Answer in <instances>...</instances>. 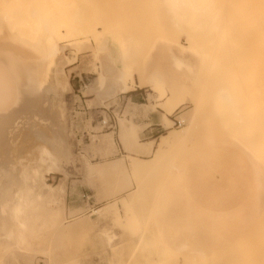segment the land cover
<instances>
[{
  "label": "rangeland",
  "instance_id": "obj_1",
  "mask_svg": "<svg viewBox=\"0 0 264 264\" xmlns=\"http://www.w3.org/2000/svg\"><path fill=\"white\" fill-rule=\"evenodd\" d=\"M247 19L241 0H0V50L9 44L16 57L36 58L40 83L54 89L43 93L39 116L26 115L34 124L24 117L7 135L0 264H264V220L249 218L255 206L248 212L264 196L253 190L264 169L240 146L264 135L247 137L255 120L246 121L251 133L239 145L205 130L223 123L234 131V119L264 115L260 58H251L260 55L259 25ZM44 45L56 46L54 55L43 54ZM166 127L190 134L185 128L183 141L156 160L139 151L145 141L155 150ZM200 127L213 140L204 143L202 131L197 138ZM52 133L69 152L57 162ZM241 158L247 166L239 170ZM133 159L152 163L131 169ZM21 188L25 203L16 209ZM257 209L264 218V206Z\"/></svg>",
  "mask_w": 264,
  "mask_h": 264
},
{
  "label": "bare ground",
  "instance_id": "obj_2",
  "mask_svg": "<svg viewBox=\"0 0 264 264\" xmlns=\"http://www.w3.org/2000/svg\"><path fill=\"white\" fill-rule=\"evenodd\" d=\"M242 1V6L244 7V11H245V14L247 13V15H248V19H250L249 21H250V25L249 26H252L251 25V23L252 24H255L256 26L257 25H259L257 28H258V31H257V29H256V32H258L257 34H258V37H257V39H256V41L258 42L257 44V46H258V49H259V53H260V57L257 55H253L251 58H253V57H257V59L258 58H260V61H259V63H260V68H259V73H260V90L259 91H261V101H260V104H261V102H262V104H263V107H262V104H261V107L259 108L260 110H262V112H264L263 111V109H264V0H241ZM250 17V18H249ZM247 19V20H248ZM0 21H3V20H0ZM246 22H248V21H246ZM256 22L258 23V24H256ZM1 26L3 27V25H2V22H1ZM67 25H65V27H66ZM2 27H0V34H2V33H4V30H3V28ZM75 30V29H74ZM77 30V29H76ZM83 31V30H82ZM58 32H60V31H56V33L58 34ZM73 33V35H74V31L72 32ZM5 34V33H4ZM3 34V35H4ZM60 34V33H59ZM76 34V33H75ZM77 34H80L81 35V33H79L78 31H77ZM76 34V35H77ZM82 34H84V32L82 33ZM254 35H256V34H253V36ZM10 36V35H9ZM48 36V35H47ZM83 36H85V34L83 35ZM252 36V35H251ZM1 37H3V36H1ZM77 37V36H76ZM7 38V37H6ZM8 38H10V37H8ZM2 39H4V37L2 38ZM13 39V38H12ZM11 39V40H12ZM81 39H83V38H81ZM81 39H77V40H81ZM190 39V38H189ZM250 39H252V38H250ZM254 39V38H253ZM253 39H252V41H253ZM5 40V39H4ZM10 40V39H9ZM8 40V41H9ZM13 40H15V39H13ZM12 40V41H13ZM191 40V39H190ZM0 41H1V39H0ZM5 41H7V40H5ZM11 41V42H12ZM16 41V40H15ZM82 41V40H81ZM251 41V42H252ZM10 42V43H11ZM250 42V43H251ZM9 43V42H8ZM17 44L18 42H12V44ZM22 43V42H21ZM38 43V42H37ZM77 43H80L79 41L77 42ZM252 43H254V42H252ZM1 44H3L2 42L0 43V45ZM15 44V45H16ZM32 44H34V43H32ZM71 44H73V43H71ZM11 45V44H10ZM37 45V44H36ZM192 45V44H191ZM3 47H4V45H2ZM1 46V47H2ZM18 46L20 47V48H22L21 46H20V44H18ZM253 46V44L251 45V47ZM6 47H7V45H6ZM8 47H10V49H12L13 50V47L12 46H9V44H8ZM8 47H7V50H9L8 49ZM12 47V48H11ZM16 48H17V46H15ZM14 47V48H15ZM32 47V46H31ZM44 48L46 47L45 45L43 46ZM256 47V46H255ZM20 48H18V49H20ZM46 48H47V50H46ZM45 48V51L46 52H44L43 54H48V56H51V55H54V53L56 52V46H54V45H50L49 47H46ZM42 49V48H41ZM3 50H5V49H3ZM1 51L0 50V162H4L3 160H2V157L4 156L3 154L5 153V151H6V146H7V143H6V139H7V135H8V133L10 132V131H12V129H13V127H14V125L16 124V123H18V121H23V119H24V117H25V119L24 120H26V123H30V124H34L33 122H32V120H33V118H35L36 116H39L38 115V111H39V105H40V102L42 101V98H43V93H45V92H51V91H54V89H52L51 87H46V86H43L40 82H41V78H40V72L42 71L41 69H39V66L41 65V62L39 63V61H38V63L36 62V58H35V61L34 60H27L26 59V55L24 56L23 55V51H25V50H23L22 51V55H23V57H25V59L23 58H21V54L19 55L20 56V58H18V56L16 57V54L14 55L13 53L14 52H11L10 50L9 51ZM22 50V49H21ZM34 50V49H33ZM40 50V49H39ZM198 50V49H197ZM255 50V49H254ZM253 50V51H254ZM18 52H21V51H19V50H17ZM36 51V50H35ZM38 51V50H37ZM36 51V52H37ZM16 52V51H15ZM26 52V51H25ZM33 52V51H32ZM43 52V51H42ZM27 53V52H26ZM29 53V52H28ZM39 53H41V52H38V54ZM25 54V53H24ZM30 54V53H29ZM251 54V53H250ZM252 54H253V52H252ZM56 55V54H55ZM30 56V55H29ZM36 56H38V55H36ZM45 56V55H44ZM44 56H42V58L44 57ZM251 56V55H250ZM35 57V55H33V58ZM41 58V57H40ZM37 60H39V59H37ZM182 61V60H181ZM46 62H47V60H46ZM45 63V62H44ZM178 63V62H177ZM256 64H257V61H256ZM43 65H45V64H43ZM258 74V73H257ZM119 77H120V75H119ZM68 83V80L66 79V84ZM118 83V82H117ZM116 83V84H117ZM115 84V83H114ZM141 87L142 86H145V85H147V84H145V83H143V82H141L140 84H139ZM109 87H112V86H109ZM114 87V86H113ZM115 88H116V86L114 87V90H115ZM105 89H108V88H106L105 87ZM113 90V91H114ZM129 90H132V87L129 89ZM103 91L104 90H102V94H105V93H103ZM105 92V91H104ZM53 93V92H52ZM101 93V92H100ZM111 94V93H110ZM259 95V94H258ZM46 96V95H45ZM221 98H223V96H221ZM44 100H46L45 98H44ZM257 100V99H256ZM260 100V99H259ZM48 101V100H47ZM47 101H44V102H47ZM250 103V105L251 106H253V104L251 103V101L249 102ZM46 104V103H45ZM49 104V103H48ZM47 104V105H48ZM52 106V105H51ZM258 107H259V105H258ZM252 108H255L254 106L252 107ZM251 108V109H252ZM52 109H53V106H52ZM51 110V109H50ZM246 110H248V108H246ZM245 110V111H246ZM256 109H252V111L254 112ZM259 111V110H258ZM55 112V111H54ZM251 112V111H250ZM255 112H257V111H255ZM259 112H261V111H259ZM50 113H52V111L50 112ZM245 113H247V112H245ZM254 114V113H253ZM256 114V113H255ZM26 115H29V116H31V118H32V120H29V119H27L26 118ZM54 115V114H53ZM258 114H256V116L255 117H253L252 119H249V120H242V119H239L240 120V123H242L243 121V123L242 124H240V123H238L239 121L237 120L236 121V119H234L237 123H238V127H239V125L241 126V125H243L244 123H245V125H243V126H247L248 127V125L251 123V122H253V120H255V123H253L254 125H256V123H257V121H259V119L260 118H263L264 119V115H262V116H260L259 117V115L257 116ZM191 116H192V114L190 113L189 114V118H187L186 119V122L188 123V121H190L191 120ZM50 117H52V116H50ZM164 117V116H163ZM250 117V116H249ZM41 118V117H40ZM165 118V117H164ZM193 118V117H192ZM203 117H201V119H202ZM205 119H206V117H204ZM255 118H257V119H255ZM52 120L54 119V118H51ZM200 119V118H199ZM207 119H212V118H207ZM193 120V119H192ZM233 120V121H234ZM241 120H242V122H241ZM250 120H252V121H250ZM257 120V121H256ZM180 121V125H181V123H183V122H185V120L184 119H181V120H179ZM194 121V120H193ZM192 121V124L194 123V125H192L191 123L189 124V125H192V127L190 128L188 125V128H190V130L193 128V126L195 127V129H196V122H193ZM215 121V120H214ZM213 121V122H214ZM216 121H220V119H218V120H216ZM222 121L224 122V120H221V123H222ZM232 121V123H233V128H234V131H232V125L231 124H229L230 125V127H231V130H228V129H230L229 128V125L227 124V127H226V124H219L218 123V125H220L219 127L221 128V130L222 131H220V128H219V130L218 129H216L217 127V125L215 126V125H213L212 123H210L211 125H213V126H208L207 127V129H205V130H207V132L209 133V135L211 134V137L213 136V135H215L214 137H212V138H216L214 141H216V140H218V141H222V142H227V143H229V142H233V140H231L230 138H232V139H234L235 138V142H237V144L239 145V143L241 142V140H242V138H243V140H245V138L247 139V137L249 138V140L250 139H252L254 136V138H256V133L258 132V135H261L260 137H262V135H264V133H262V132H264L263 131V129H264V125H262L261 126V124L264 122V120H260V124L258 123L257 125H259L258 126V128H257V126H256V130H255V128H253L254 127V125L253 124H251V125H249V126H253L252 128H251V131H253L252 133H254V134H252V135H248V134H250V133H247V130L248 129H250V127H248V128H246V127H244L243 129H245L246 128V131L244 132L243 130H241V128L242 127H240V128H238L237 127V129H239V130H237L236 128H235V126L237 125V123L234 121L233 122ZM246 121H248V122H250L248 125H246ZM261 121H262V123H261ZM202 122V121H201ZM201 122H200V126L202 125L201 124ZM247 122V123H248ZM50 123V122H49ZM55 123H57V125H58V127H60V123H59V119H57V121L55 122ZM203 123V122H202ZM224 123H226V121L224 122ZM230 123V122H229ZM51 124V123H50ZM205 124V123H204ZM203 124V126L204 127H206V125L207 124H205L204 125ZM214 124H216V122H214ZM264 124V123H263ZM235 125V126H234ZM51 126V125H50ZM186 126V127H187ZM215 126V127H214ZM223 126H225L226 127V129H225V127L223 128ZM186 127H183V129L182 130H180V131H175V130H172V129H169V127H166V128H168V131H167V133L166 134H164L162 137H161V140L157 143V146H156V149L155 150H153L152 149V145L149 143L150 141H145V142H141L140 144V148H141V150H139V151H141V152H144V153H146V154H151V153H153V152H155V160H156V158H158V156H159V154H161V153H163V151H165V148L167 149L168 147H169V145L172 143V142H174V144L176 143V141H177V143H178V141H180L181 139H182V141H183V137H184V135H183V131H185V128ZM197 127H199V124H198V126ZM202 127V126H201ZM198 128V130H197V138H200L198 135H200L201 136V133L205 136L204 138H205V142L204 143H207L206 142V139H207V141L208 140H213V139H211V137L209 136V135H207V137H206V133L203 131V129L202 128ZM203 127V128H204ZM209 127L210 128H212V130L211 129H209ZM261 128V129H260ZM46 129V128H45ZM194 129V128H193ZM201 129V130H200ZM225 129V130H224ZM127 130H128V128L125 126V125H123L122 126V131H121V134H120V139L123 141V145H124V147L125 148H128V145H127V142H126V138H127V136H126V134H127ZM186 130L188 131L189 129H187L186 128ZM217 130L219 131V132H217ZM235 130H237V131H235ZM46 131V130H45ZM187 131L185 132L186 134H187V136H189V134H190V131H188L189 133H187ZM200 131H202L201 133H199ZM209 131H211V132H209ZM214 131V132H213ZM227 131V132H226ZM243 131V133H241ZM250 130H248V132H249ZM254 131H256V133L254 132ZM259 131H261V133H259ZM43 131H40L39 130V135L41 136V138H44L45 139V134H43L42 133ZM217 134H216V133ZM236 132H237V135H236ZM44 133H46V132H44ZM214 133V134H213ZM238 133H239V136H238ZM243 134V135H241V134ZM47 134V133H46ZM54 133H52L50 136H52L53 137V139H48V147L50 148H48L49 150H52V155H51V158H52V160H53V162H57V160H59L60 158H61V156L64 158L65 157V155L66 154H68L69 152L67 151L66 152V147H61L60 146V140L61 139H57L56 138V136H55V134L53 135ZM186 134H185V136H186ZM248 135L247 137H246V135ZM256 134V135H255ZM48 135V134H47ZM228 135H231V136H228ZM233 135V136H232ZM235 135V136H234ZM241 135V136H240ZM258 135H257V138H258ZM49 136V135H48ZM240 138L241 137V139L239 140L238 139V137ZM251 136V137H250ZM234 137V138H233ZM245 137V138H244ZM197 138H196V140H197ZM203 138V137H202ZM204 138H203V141H204ZM236 138L239 140H236ZM261 139V138H260ZM263 139H264V136L262 137V140L260 141L259 140V138H258V143H259V146H261L260 147V149H259V146H258V144H257V142H256V144L255 143H253V145L255 146L254 148H253V145H252V143H250V145L249 146H251L252 145V147L251 148H249V146H247L246 147V145H245V147H243L244 145L243 144H241L240 146H241V148H245V150L248 148V149H250L249 151L248 150H246V151H248L247 153H250V156H254L253 158H254V160L255 161H253L254 162V164L255 163H257V164H255V166L256 167H258V169L260 168V166H261V168L262 169H264V155L262 156V158H260L261 157V155L262 154H264V142H263ZM46 140V139H45ZM246 141V140H245ZM247 141H248V139H247ZM199 144H200V142L199 141H197ZM262 142H263V144H262ZM176 143V144H177ZM173 144V143H172ZM171 144V145H172ZM179 144V143H178ZM231 144H233V143H231ZM236 144V143H235ZM263 145V146H262ZM168 146V147H167ZM197 146V145H196ZM195 146V147H196ZM201 146V145H200ZM234 146H236V145H234ZM138 148V147H137ZM255 148H257L256 150H255ZM48 150V151H49ZM253 151V153H252V151ZM260 152H259V151ZM255 151V152H254ZM257 152V154H255L254 155V153H256ZM262 152V154H260ZM51 153V152H50ZM246 153V152H245ZM253 154V155H252ZM259 154V155H258ZM249 155V154H248ZM258 156V157H257ZM260 160H259V159ZM250 159H252V158H250ZM261 159H263V160H261ZM140 159H133L132 160V162H131V164H130V168L131 169H137V168H142V167H149L150 166V164L152 163V162H147V163H144V162H142V161H139ZM243 162H242V161ZM241 160L240 159H238V163H237V168L239 169V170H242L243 169V166L245 167V166H247L246 165V163H245V161H244V159H242L241 158ZM257 160H259V161H263V164L262 163H258V161ZM230 161V160H229ZM252 161V160H251ZM250 161V162H251ZM257 161V162H256ZM150 163V164H149ZM244 163V164H243ZM103 165H105V164H103ZM149 165V166H148ZM254 166V165H253ZM176 168V167H175ZM180 168H181V166H180ZM255 168V167H254ZM99 168H96V167H91V168H88V172L89 173H93V172H96L97 170H98ZM183 169V168H182ZM181 169V170H182ZM100 170H101V167H100ZM178 170V169H177ZM255 170H256V168H255ZM259 170H261V169H259ZM6 171L8 172V170L0 163V174L1 173H3V172H5L6 173ZM178 171H180V170H178ZM177 171V172H178ZM180 172H182V171H180ZM264 171H262V174L260 175H255V177L256 178H254L255 179V181H254V188H253V190H258L259 192H261L262 194H264V176H262L264 173H263ZM10 173V172H9ZM9 173H7V174H9ZM179 173V172H178ZM256 173H257V170H256ZM255 173V174H256ZM258 174V173H257ZM3 175H4V173H3ZM7 175H5V176H3V177H6ZM13 176V175H12ZM11 176V177H12ZM15 176H16V174H15ZM179 176H181V174L179 175ZM19 177V176H18ZM13 178V177H12ZM180 178V177H179ZM2 179H4V178H2ZM9 179V178H8ZM178 179V178H177ZM10 180V179H9ZM13 180V179H12ZM15 180V179H14ZM184 181V180H183ZM183 181H182V183H183ZM16 182V181H15ZM181 182V181H180ZM11 183V182H10ZM18 184V183H17ZM2 186V185H1ZM0 186V187H1ZM8 186V185H7ZM181 188V187H180ZM184 188V187H183ZM252 190V191H253ZM23 189L21 188V189H19L18 191H16V194L13 196V200H12V205L13 206H15V208L16 209H20V207H22L23 205H24V203H25V197H24V194H23ZM50 191V190H49ZM186 193V192H185ZM184 193V194H185ZM183 196V195H182ZM262 197V200L260 201V202H257V203H254V202H250L249 203V213L251 212V210H252V208H251V210H250V207H252V206H255L254 208H253V210H252V212L253 213H255V215H256V213L258 212V211H255V210H258L257 209V205H258V208H261V207H263L264 206V196H261ZM261 199V198H260ZM258 200H259V198H258ZM185 201V200H184ZM190 201V200H189ZM212 203V202H211ZM262 203V204H261ZM250 204H253V205H251L250 206ZM260 204V205H259ZM262 205V206H261ZM260 206V207H259ZM247 208V207H246ZM24 209V208H23ZM255 211V212H254ZM14 212H15V210H14ZM260 212H261V210H260ZM240 213H241V211H240ZM253 213H251V217L249 216V218L251 219V220H254L255 219V221L253 222V221H251V220H249L248 221V223H250V224H258L257 222H259V224H260V218H262V220H261V224L263 223L262 221L264 220V218H263V215H259L260 213H257V215H256V217H255V215H254V217H253ZM262 213V212H261ZM247 215V214H246ZM259 215V216H258ZM244 216V215H243ZM248 216H246V218L248 217ZM260 217V218H259ZM249 218H247V219H249ZM257 219H260V220H258V221H256ZM253 222V223H252ZM256 222V223H255ZM21 224V223H20ZM231 232V231H230ZM233 234V233H232ZM252 238H254V236H252ZM242 243V242H241ZM244 243V242H243ZM260 243H261V241H260ZM252 245H253V243H252ZM230 247V246H229ZM261 247V246H260ZM224 249H226V248H224ZM253 249V248H252ZM251 249V250H252ZM262 258V257H261Z\"/></svg>",
  "mask_w": 264,
  "mask_h": 264
},
{
  "label": "crops",
  "instance_id": "obj_3",
  "mask_svg": "<svg viewBox=\"0 0 264 264\" xmlns=\"http://www.w3.org/2000/svg\"><path fill=\"white\" fill-rule=\"evenodd\" d=\"M135 90H137V88H135L134 90H132V92L135 91ZM130 94H133V95L136 96V93L135 92L134 93H130ZM156 124H158V122H156V121L149 122V126L156 125Z\"/></svg>",
  "mask_w": 264,
  "mask_h": 264
},
{
  "label": "built area",
  "instance_id": "obj_4",
  "mask_svg": "<svg viewBox=\"0 0 264 264\" xmlns=\"http://www.w3.org/2000/svg\"><path fill=\"white\" fill-rule=\"evenodd\" d=\"M107 121L103 120V124H106ZM178 124L180 125V121L177 120Z\"/></svg>",
  "mask_w": 264,
  "mask_h": 264
}]
</instances>
